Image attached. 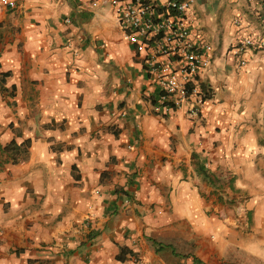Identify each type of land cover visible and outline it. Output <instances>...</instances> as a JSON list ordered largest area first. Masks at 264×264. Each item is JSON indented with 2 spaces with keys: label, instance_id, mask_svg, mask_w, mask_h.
<instances>
[{
  "label": "crops",
  "instance_id": "crops-1",
  "mask_svg": "<svg viewBox=\"0 0 264 264\" xmlns=\"http://www.w3.org/2000/svg\"><path fill=\"white\" fill-rule=\"evenodd\" d=\"M187 1L200 120L158 107L111 0L0 11V264H211L227 206L264 208V50L232 53L264 0Z\"/></svg>",
  "mask_w": 264,
  "mask_h": 264
},
{
  "label": "built area",
  "instance_id": "built-area-1",
  "mask_svg": "<svg viewBox=\"0 0 264 264\" xmlns=\"http://www.w3.org/2000/svg\"><path fill=\"white\" fill-rule=\"evenodd\" d=\"M111 2L123 38L142 57L146 71L158 87V107L187 110L190 118L200 120L206 96L199 85V75L210 64L211 46L207 44L202 49L191 38L186 18L192 1ZM16 6V0H0V11ZM252 49L264 50V38H244L233 46L232 53L241 56ZM136 262L147 264L143 259ZM181 264L206 263L192 259Z\"/></svg>",
  "mask_w": 264,
  "mask_h": 264
},
{
  "label": "rangeland",
  "instance_id": "rangeland-1",
  "mask_svg": "<svg viewBox=\"0 0 264 264\" xmlns=\"http://www.w3.org/2000/svg\"><path fill=\"white\" fill-rule=\"evenodd\" d=\"M236 208L227 206L233 217L225 220V226L210 236L223 244L219 250L209 254L207 245L198 244L197 240V245L194 243L193 246L207 255L202 257L211 264H264V208H256V214L255 210Z\"/></svg>",
  "mask_w": 264,
  "mask_h": 264
},
{
  "label": "trees",
  "instance_id": "trees-1",
  "mask_svg": "<svg viewBox=\"0 0 264 264\" xmlns=\"http://www.w3.org/2000/svg\"><path fill=\"white\" fill-rule=\"evenodd\" d=\"M26 146L28 145V144H25Z\"/></svg>",
  "mask_w": 264,
  "mask_h": 264
}]
</instances>
